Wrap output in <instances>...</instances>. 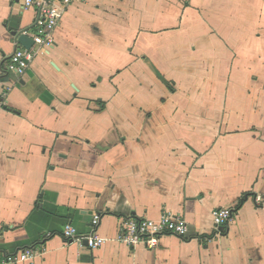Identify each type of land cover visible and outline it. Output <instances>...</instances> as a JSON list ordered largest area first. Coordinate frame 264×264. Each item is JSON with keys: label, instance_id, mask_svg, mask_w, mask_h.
I'll return each mask as SVG.
<instances>
[{"label": "crops", "instance_id": "0c3cea01", "mask_svg": "<svg viewBox=\"0 0 264 264\" xmlns=\"http://www.w3.org/2000/svg\"><path fill=\"white\" fill-rule=\"evenodd\" d=\"M23 2L0 0V264H264V0H77L20 76ZM164 213L185 239L117 241Z\"/></svg>", "mask_w": 264, "mask_h": 264}, {"label": "built area", "instance_id": "2783aa9c", "mask_svg": "<svg viewBox=\"0 0 264 264\" xmlns=\"http://www.w3.org/2000/svg\"><path fill=\"white\" fill-rule=\"evenodd\" d=\"M75 1L77 0H24L25 8L36 9L38 12L35 23L36 34L32 38L34 45L31 49L21 48L15 51L7 64L8 72L23 76L38 57L46 55L54 47V33L67 10ZM26 35L27 33L24 34V36ZM3 99H0V109L4 105L5 99ZM258 202H261V199H258ZM233 215L230 209L215 210L213 218L217 230L227 226ZM100 221L101 216L96 215L92 222L93 226L96 228ZM188 233V224L183 217L164 213L158 220L126 219L122 224L117 241L129 248L144 245L148 250H155L162 238L175 236L185 239ZM63 237L67 242L78 243L92 251L101 248L106 243V240L96 232L89 236L79 237L71 224L65 227ZM37 254L38 251L34 249L21 250L15 254L7 255L4 264H34Z\"/></svg>", "mask_w": 264, "mask_h": 264}, {"label": "water", "instance_id": "95a60500", "mask_svg": "<svg viewBox=\"0 0 264 264\" xmlns=\"http://www.w3.org/2000/svg\"><path fill=\"white\" fill-rule=\"evenodd\" d=\"M18 39L20 45L25 49H31L34 45L33 40L27 36H19Z\"/></svg>", "mask_w": 264, "mask_h": 264}, {"label": "trees", "instance_id": "16d2710c", "mask_svg": "<svg viewBox=\"0 0 264 264\" xmlns=\"http://www.w3.org/2000/svg\"><path fill=\"white\" fill-rule=\"evenodd\" d=\"M245 200H243L240 205L236 208V211L242 206V203L244 202Z\"/></svg>", "mask_w": 264, "mask_h": 264}]
</instances>
